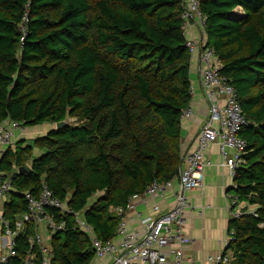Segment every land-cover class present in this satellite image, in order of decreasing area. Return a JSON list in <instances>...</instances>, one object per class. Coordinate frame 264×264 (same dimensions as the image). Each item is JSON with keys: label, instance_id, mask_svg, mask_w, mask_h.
Returning a JSON list of instances; mask_svg holds the SVG:
<instances>
[{"label": "trees", "instance_id": "1", "mask_svg": "<svg viewBox=\"0 0 264 264\" xmlns=\"http://www.w3.org/2000/svg\"><path fill=\"white\" fill-rule=\"evenodd\" d=\"M185 0H0V123L55 124L22 145L12 143L0 170L12 191L3 218L14 227L26 212L24 192L43 184L71 213L47 212L61 230L49 240L52 264L94 257L78 214L101 242L113 241L116 208L154 181L170 182L183 166L182 112L191 99V60L183 30ZM206 44L236 92L247 124L244 163L229 191L241 214L231 217L228 264H264V0H200ZM239 10V12H237ZM23 25L25 29L23 30ZM14 135V134H13ZM30 170L20 174L18 168ZM236 206H234L235 208ZM35 224L15 236L23 264L42 253Z\"/></svg>", "mask_w": 264, "mask_h": 264}, {"label": "built area", "instance_id": "2", "mask_svg": "<svg viewBox=\"0 0 264 264\" xmlns=\"http://www.w3.org/2000/svg\"><path fill=\"white\" fill-rule=\"evenodd\" d=\"M200 0H185V9L182 14L183 30L187 32L191 25L197 30L196 39H188L186 45L192 54L198 55V74L202 94L208 104V113L201 124L196 141L192 149L184 154L183 166L177 177L178 190L174 196L172 206L166 211H161L155 204L152 210L155 215L141 217L140 212L136 216L142 226L141 231H129L125 219V210H134L132 196L125 209L116 208L115 212L121 216L117 228L119 242H101L92 233L91 227L78 215L74 214L77 225L85 231L91 240L94 255L98 257L110 256L108 264H182L184 258L183 247L190 239L184 233L185 211L191 208L186 193L200 187L202 184V170L211 164L206 151L210 144L218 146L219 154L223 159V165L232 177L236 168L244 163L247 143L239 135V132L247 124L245 116L236 97L234 87L220 73L221 63L212 47L206 44L204 35V17L199 7ZM25 26L23 25V30ZM191 115L189 108L183 110L182 119ZM20 127L19 123L12 122L9 125L0 123V146H11L13 143V131ZM170 182H152L142 195H162ZM11 178L0 170V262L7 261L15 256V236L23 231L27 223L35 224L33 235L28 241L36 244L42 253L40 264H52L50 260L49 240L51 234L61 230L64 222H56L47 212L48 208L58 209L60 214L71 213L65 204L55 197L43 184L38 195L24 192L26 212L14 221V227L9 226L3 218V204L12 191ZM235 197L231 196V217H238L241 208ZM234 206H236L234 208ZM48 231L47 238H43V232ZM232 237L228 236L227 242ZM212 264H228L232 256L230 253L207 257ZM23 264H39L35 254L25 257Z\"/></svg>", "mask_w": 264, "mask_h": 264}, {"label": "crops", "instance_id": "3", "mask_svg": "<svg viewBox=\"0 0 264 264\" xmlns=\"http://www.w3.org/2000/svg\"><path fill=\"white\" fill-rule=\"evenodd\" d=\"M187 35L191 39L198 37L197 30L193 25L187 30ZM198 55L193 54L191 60V99L188 108L191 115L181 122L182 147L184 152L193 148L197 132L201 124L205 121L208 113V104L202 94L199 80ZM52 124H42L31 127L16 128L13 131V143L23 142L22 145L31 143L33 139L48 132ZM12 147L14 148L15 146ZM7 146H0V157ZM207 157L211 164L202 170V184L186 193L191 208L185 211L184 233L190 241L184 245V258L182 264H212L207 257L222 253L227 244L230 234L229 224L231 220V196L229 189L233 185V179L223 165L216 144H210ZM178 190V179L174 178L166 191L162 195H137L132 198L134 210H125V219L129 231H141L142 226L136 212L141 213V217L155 215L152 206H160L161 211L169 209ZM9 196V195H8ZM7 196V198H8ZM6 198V199H7ZM240 208L244 203H239ZM119 242L118 238H115ZM110 256H95L89 264H108Z\"/></svg>", "mask_w": 264, "mask_h": 264}, {"label": "water", "instance_id": "4", "mask_svg": "<svg viewBox=\"0 0 264 264\" xmlns=\"http://www.w3.org/2000/svg\"><path fill=\"white\" fill-rule=\"evenodd\" d=\"M67 124H68L67 120H62V121H59V122L55 123L54 124V128L55 129H60V128L66 126ZM29 170H30V168L27 165H24V166H21V167L18 168V171H19L20 174H25ZM0 264H7V261L0 262Z\"/></svg>", "mask_w": 264, "mask_h": 264}, {"label": "rangeland", "instance_id": "5", "mask_svg": "<svg viewBox=\"0 0 264 264\" xmlns=\"http://www.w3.org/2000/svg\"><path fill=\"white\" fill-rule=\"evenodd\" d=\"M237 12H239V10ZM43 235H44V236H42L43 238H47V236L49 235L48 231H46V232L44 231Z\"/></svg>", "mask_w": 264, "mask_h": 264}]
</instances>
